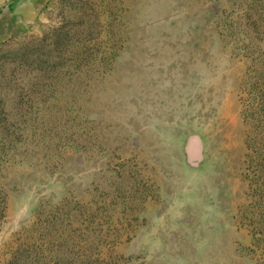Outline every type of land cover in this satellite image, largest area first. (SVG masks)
<instances>
[{"label": "rangeland", "instance_id": "rangeland-1", "mask_svg": "<svg viewBox=\"0 0 264 264\" xmlns=\"http://www.w3.org/2000/svg\"><path fill=\"white\" fill-rule=\"evenodd\" d=\"M0 27V264H264V0H0Z\"/></svg>", "mask_w": 264, "mask_h": 264}, {"label": "trees", "instance_id": "trees-1", "mask_svg": "<svg viewBox=\"0 0 264 264\" xmlns=\"http://www.w3.org/2000/svg\"><path fill=\"white\" fill-rule=\"evenodd\" d=\"M81 33H73L71 30H65L64 26H57L52 31H50L47 35L44 36V43L46 44V40L49 39L53 47L57 51H59V55L57 56H47L49 59H57L67 57L68 54L71 53L72 45H69V41L73 39V37H79ZM91 40V39H84ZM81 39V42L78 41L82 46L78 45V49L83 50L85 48V42ZM71 42V41H70ZM84 43V44H82ZM91 43V41L89 42ZM47 46V45H45ZM44 51V50H43ZM77 50L74 51V53ZM68 53V54H67ZM46 55L44 52H34L31 51L27 55H25L20 59L23 61H29L34 59L33 62L41 63L46 62ZM54 57V58H52ZM25 59V60H24ZM48 59V58H46ZM36 64L38 67L39 64ZM249 81L244 82V86L242 88V102H243V116L246 124L251 126V137H249L248 148L249 156L251 157V162L254 163L253 170V184L255 186H262L264 184V52L260 51L259 54L253 59V63L250 66ZM255 176V177H254ZM264 201V199H263ZM262 204V203H260ZM20 264L19 261H17ZM14 263V261L9 262V264Z\"/></svg>", "mask_w": 264, "mask_h": 264}, {"label": "crops", "instance_id": "crops-1", "mask_svg": "<svg viewBox=\"0 0 264 264\" xmlns=\"http://www.w3.org/2000/svg\"><path fill=\"white\" fill-rule=\"evenodd\" d=\"M2 33H3V32H2L1 27H0V38L2 37Z\"/></svg>", "mask_w": 264, "mask_h": 264}]
</instances>
